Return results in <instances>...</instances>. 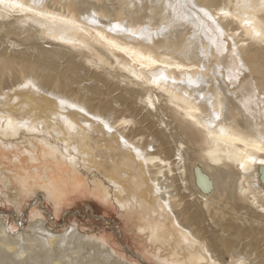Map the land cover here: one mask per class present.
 <instances>
[{"label": "bare ground", "instance_id": "obj_1", "mask_svg": "<svg viewBox=\"0 0 264 264\" xmlns=\"http://www.w3.org/2000/svg\"><path fill=\"white\" fill-rule=\"evenodd\" d=\"M15 2L33 11L0 5V264H264V42L236 19L264 31L260 0Z\"/></svg>", "mask_w": 264, "mask_h": 264}, {"label": "snow or ice", "instance_id": "obj_2", "mask_svg": "<svg viewBox=\"0 0 264 264\" xmlns=\"http://www.w3.org/2000/svg\"><path fill=\"white\" fill-rule=\"evenodd\" d=\"M0 5H4L6 8H11V9H20L22 11H29V12L33 11L32 8H30V7L26 8L24 4L17 3V2H15V0H0ZM170 7H172L173 12L177 16H179L185 20L188 19L187 16L183 15V13L180 12V8L182 7V5L177 3L176 5H170ZM240 7L252 9L253 6L251 3V0H238L237 8H240ZM260 7H261V9H264V0H260ZM200 11L203 13L204 17H207V19L212 22V25H215V20L209 12H207L205 9H200ZM221 14H223L224 16L231 15V13H229L227 11H222ZM37 15H44V14L43 13H37ZM53 19H56V17H53ZM197 19L200 20L201 26H204V21L200 17H197ZM236 19H240L242 21L243 27L248 29V34L251 35L253 39H258L261 42H264V31L258 29L255 26L254 20L249 18V16L247 14L243 18H241L239 15H237ZM92 22L95 23V20H93ZM113 27L115 29V28H119L120 26L115 25ZM208 31H214L217 34V37H216V39L213 40V43H216L217 40L222 41L224 33L219 28V26H215V28H208ZM133 34L135 35V33H133ZM232 51H233V56L235 57V47H233ZM147 59H149L150 63H156V61L151 60V58H147ZM240 68H243L242 64L240 65ZM238 72H239V69H237L236 74L231 76L230 78L238 79L239 78ZM160 79H166V78L163 77V74H161V76L159 78L154 79L152 82L158 83ZM189 83H194V81H191V79H189ZM25 86H27V85H25ZM250 99H251V97L249 96L248 99L245 101V104H247ZM61 103H63V101H61ZM81 111H83V109H81ZM214 115H215V119L218 120L219 115H217V114H214ZM9 123H11V122H9ZM105 127H108L107 124H105ZM109 131H111V129H109ZM224 133H225V130L221 129V135H224ZM240 142L246 143L245 141H240ZM254 146L259 148V145H254ZM260 150H264V149H260ZM137 155H139V153H137ZM210 155H211V153H210ZM243 166L244 165L241 164V167H243Z\"/></svg>", "mask_w": 264, "mask_h": 264}, {"label": "rangeland", "instance_id": "obj_3", "mask_svg": "<svg viewBox=\"0 0 264 264\" xmlns=\"http://www.w3.org/2000/svg\"><path fill=\"white\" fill-rule=\"evenodd\" d=\"M87 210V207H89ZM70 211L82 215H86V220L89 219L90 225L96 227L97 224L101 225V228H107L109 231L117 232L121 236L122 242L129 246V249L133 248L134 253L141 252L143 248V239L137 235L134 231V227L128 224V220L121 215L116 213L112 208H105L96 203H92L90 200L81 199L77 204L69 208ZM85 211L88 214H85ZM118 227L117 229L114 227Z\"/></svg>", "mask_w": 264, "mask_h": 264}]
</instances>
